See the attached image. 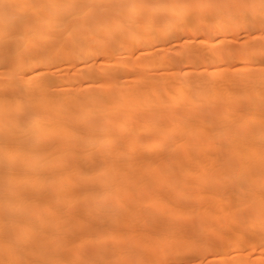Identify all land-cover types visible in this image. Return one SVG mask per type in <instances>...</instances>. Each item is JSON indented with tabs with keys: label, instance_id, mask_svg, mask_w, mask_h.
<instances>
[{
	"label": "bare ground",
	"instance_id": "obj_1",
	"mask_svg": "<svg viewBox=\"0 0 264 264\" xmlns=\"http://www.w3.org/2000/svg\"><path fill=\"white\" fill-rule=\"evenodd\" d=\"M0 264H264V0H0Z\"/></svg>",
	"mask_w": 264,
	"mask_h": 264
}]
</instances>
